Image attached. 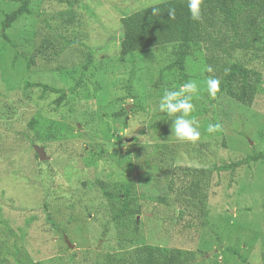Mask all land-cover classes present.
Here are the masks:
<instances>
[{
  "label": "rangeland",
  "instance_id": "rangeland-1",
  "mask_svg": "<svg viewBox=\"0 0 264 264\" xmlns=\"http://www.w3.org/2000/svg\"><path fill=\"white\" fill-rule=\"evenodd\" d=\"M160 1L31 0L32 13L6 30L16 48L0 39V264H103L141 244L180 249L171 264H264V59L236 53L262 74L244 104L208 94L203 49L188 56L186 81L165 68L170 46L121 54V17ZM12 2L0 0V21ZM77 81L58 101L31 85L68 90ZM188 81L198 89L194 143L177 140L175 116L158 111L164 90ZM179 167L210 170L202 204L184 199ZM99 180H132L139 213L113 220ZM231 244L244 262L225 260Z\"/></svg>",
  "mask_w": 264,
  "mask_h": 264
},
{
  "label": "trees",
  "instance_id": "trees-1",
  "mask_svg": "<svg viewBox=\"0 0 264 264\" xmlns=\"http://www.w3.org/2000/svg\"><path fill=\"white\" fill-rule=\"evenodd\" d=\"M13 1L12 3L17 2L16 8L2 15L0 39L16 48L7 36L6 30L22 15L31 14L32 10L31 0ZM153 7L159 9L156 15L152 14ZM169 8L175 10L174 17L169 16ZM200 8L201 18L199 20L192 19L187 0H163L122 16L120 19L122 25L121 54L127 55L150 48L170 46L172 58L165 68L171 72L177 71L181 80L186 81L187 74L184 64L188 56H191L197 49H203L206 53V64L211 69V71L208 70L209 76L220 80L219 91L215 96L227 94L241 103L251 104L254 96L260 91L262 74L247 66L245 61L239 60L236 53L246 51L252 55L253 59H264V0H202ZM91 62L92 53L87 57L83 70H86ZM79 81L68 90L40 82L31 85L39 86L43 91L58 93L56 100L58 101L67 91H75ZM122 112H126L124 108ZM247 161L248 159L237 160L216 166L215 169L218 171L234 170L246 164ZM116 163L120 165L118 161ZM178 170L175 179L185 177L183 187L187 190V194L184 199L189 203L198 195L199 203L202 204L204 195L200 191V186L204 178L208 179L210 170L188 167H179ZM98 187L113 205L111 216L113 220L139 213L132 180L111 183L99 180ZM223 255L225 260L228 256H236V259L242 262L246 259V254L240 253L236 245L232 244L225 248ZM120 256H116L118 258L112 256L103 264L180 263L182 251L141 244L127 256Z\"/></svg>",
  "mask_w": 264,
  "mask_h": 264
},
{
  "label": "clouds",
  "instance_id": "clouds-1",
  "mask_svg": "<svg viewBox=\"0 0 264 264\" xmlns=\"http://www.w3.org/2000/svg\"><path fill=\"white\" fill-rule=\"evenodd\" d=\"M188 10L193 20L201 18L200 5L202 0H187ZM159 9L152 8V14L156 15ZM175 10L169 8V16L174 17ZM211 71V69H208ZM206 90L208 94L215 97L219 91L220 80L218 78H208L205 81ZM198 91L197 83L195 81H188L180 85L178 89H165L158 103V111L166 113L169 117L175 116L171 123V132L179 141L196 142L200 139V132L198 131V123L194 118H190V114L194 111V104L192 103L193 94ZM179 113L180 115H175ZM219 129V125L209 124L207 132L212 133Z\"/></svg>",
  "mask_w": 264,
  "mask_h": 264
},
{
  "label": "water",
  "instance_id": "water-1",
  "mask_svg": "<svg viewBox=\"0 0 264 264\" xmlns=\"http://www.w3.org/2000/svg\"><path fill=\"white\" fill-rule=\"evenodd\" d=\"M34 150H35V152L37 153L38 158H39L40 160H44V159H47V158H48V156H46V155L44 154V150H43L42 147H38V146L34 145ZM67 242H68V241H67ZM68 244H69V242H68ZM69 245H70V244H69Z\"/></svg>",
  "mask_w": 264,
  "mask_h": 264
}]
</instances>
